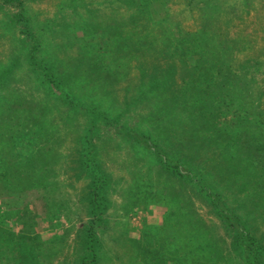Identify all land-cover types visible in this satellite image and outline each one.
Wrapping results in <instances>:
<instances>
[{
  "label": "rangeland",
  "instance_id": "1",
  "mask_svg": "<svg viewBox=\"0 0 264 264\" xmlns=\"http://www.w3.org/2000/svg\"><path fill=\"white\" fill-rule=\"evenodd\" d=\"M217 197L262 244L264 0H0V264H253Z\"/></svg>",
  "mask_w": 264,
  "mask_h": 264
},
{
  "label": "trees",
  "instance_id": "2",
  "mask_svg": "<svg viewBox=\"0 0 264 264\" xmlns=\"http://www.w3.org/2000/svg\"><path fill=\"white\" fill-rule=\"evenodd\" d=\"M52 80V79H51ZM79 166L81 171L83 173H86L87 176L90 178V182L87 186V200L89 202V204H91V214L92 215H96L97 212H99V208L100 205L103 203L104 201V196H103V189L108 185V183L110 182V176L104 171V169L102 168L101 164L98 162L97 159L92 158L90 153H85L83 154V156H81L79 159ZM236 159L231 157L230 161H229V166L230 169L234 168L235 165V161ZM169 166L168 167L170 170L173 168L177 171L179 177L182 178V180L186 181L185 179H191L193 178L190 174H188L187 172H185L182 169V165L181 164H176L173 165L172 163H170V161H168ZM220 169H222V167H219ZM223 170V169H222ZM229 170V169H228ZM221 172V171H220ZM199 184L201 186V188L207 190L208 189V185H206V183L202 180L201 182L199 181ZM181 185L183 186V184L181 183ZM208 194V193H207ZM217 206L220 207L219 209V213H221V219L223 220V222L226 224V228L228 229H232V230H237L241 238L248 239L249 242H251L249 244V242H247L245 240V247H246V251H247V255L249 256L250 262H253V264H259L256 258V255L259 256V249L255 243L256 239L255 236L252 233V230L247 229L246 227H244L243 225H245V221L242 219H239V217L237 218L235 214L232 213L231 210H226L223 207V203H222V198L217 197ZM223 206V207H222ZM188 211L190 212V210L188 209ZM178 215H180L178 212H175ZM173 217V214H172ZM171 220V218H170ZM179 226H170V223L166 224V227L163 230H166L167 234L166 237H168L169 239H171L175 244L178 245V247H181L182 245L178 242H176L177 239H183L185 241H189L192 242V244L190 246V250L193 248H196L197 246V238L199 235L205 236L206 233H209L211 235H213L214 233H211L209 229V227H206L204 225V227L200 226L199 228H196L195 230H191L192 226H191V221L188 220L186 221L185 219H181L180 221H177ZM209 226V225H208ZM191 228V229H189ZM189 229V230H188ZM162 230V232H163ZM94 235V233H93ZM164 237V234H162ZM210 235H208L209 237ZM202 237L200 236V238L202 239ZM198 238V240L200 239ZM213 237H211L210 239H212ZM85 245L87 250H94V243L96 242V240L94 239V237L91 235V232H89L86 236H85ZM214 243H210V245H213ZM256 245V246H255ZM214 246V245H213ZM254 247H257V249L254 250ZM258 250V251H257ZM259 258V257H258ZM95 259V258H93ZM82 263H85V261H82Z\"/></svg>",
  "mask_w": 264,
  "mask_h": 264
},
{
  "label": "crops",
  "instance_id": "3",
  "mask_svg": "<svg viewBox=\"0 0 264 264\" xmlns=\"http://www.w3.org/2000/svg\"><path fill=\"white\" fill-rule=\"evenodd\" d=\"M254 229H255V228H253V230H254ZM252 233H253V231H252ZM253 235L255 236L254 233H253ZM255 238H256V236H255ZM260 239H261V238H258V239H256V240L258 241V240H260ZM258 247H259V251H258V250H257V251L259 252V255H260V253L264 252V240H263L262 244L258 243ZM263 257H264V254H263ZM261 263L264 264V261H261ZM261 263H260V264H261Z\"/></svg>",
  "mask_w": 264,
  "mask_h": 264
}]
</instances>
